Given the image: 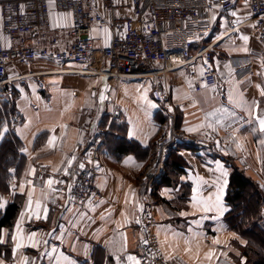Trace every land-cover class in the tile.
<instances>
[{
	"label": "crops",
	"instance_id": "obj_1",
	"mask_svg": "<svg viewBox=\"0 0 264 264\" xmlns=\"http://www.w3.org/2000/svg\"><path fill=\"white\" fill-rule=\"evenodd\" d=\"M224 20H221L218 29L212 34L211 40L218 39L224 33ZM240 31L250 35L249 28ZM241 44V41H236L237 47ZM248 47L250 53L245 54L230 50L229 42L219 41V46L216 44L214 57L220 58L221 65L228 63L231 58L246 57L252 60L250 74L254 83L244 89L245 95L251 99L258 98L255 83L264 79L255 75L259 70V61L256 57L262 55L263 47L253 37ZM70 68L87 69L85 66L76 65H71ZM196 68L197 71H200L198 64ZM234 68L237 72H241L236 67ZM48 70H59V66L48 61H37L25 67L15 65L9 67L10 77H25L15 80L12 87L6 91L8 99L14 98L12 101L14 112L18 116L17 122L0 106V121L6 120L9 124V132L3 143H0V202L6 201L7 208L10 204L19 202L21 211L26 197L19 195L18 187L15 196L8 189L13 184L18 185L20 182L33 179L26 176L30 164L37 168L38 175L34 182L38 196L41 185L52 177V168L62 166L61 162L64 157L71 156L80 138L83 139V142H88L97 135H105L106 141L102 148V161L99 169V185L105 192V198L100 201H92L83 209L71 205V210L64 213L62 219L63 205L69 203L66 190L63 189L61 195L64 198L58 200L54 205L50 203L49 207L52 209L51 221L63 224L65 230L73 234L77 233L76 225L83 227L86 222L82 221L78 215L81 212L87 213V220L92 221L86 229L87 232H99L100 235L110 234L116 227V221L121 220V212L135 211L132 198L128 195L129 189L135 192L136 203L143 204L145 208L148 192L146 177L152 169H155L153 167L160 137L165 132L169 133L171 129L177 128L192 140L202 139L207 145L200 147L193 142H181L179 150L169 155L167 163L177 164L179 169L175 173L168 172L171 179L167 183L154 185L156 216L159 222L153 231L156 236L159 235L160 242L167 241L164 251L172 255L170 260L173 264H208L204 256L210 248L214 247L211 237L215 223L207 219L201 222V216H210L213 213L193 211L190 203V198L193 195L192 189L199 187L198 198L207 199L209 195H214L215 188L212 186V181L220 174L217 171L218 164L227 169L229 181L233 171L238 169L253 182L264 184V163H262L264 161V145L260 143L264 136H261L258 131L252 133V128H258V125L255 122L249 125L246 113L233 110L237 113V120L233 123L239 129L236 136L241 144L240 148H237L236 143L232 142L229 134L224 130H221L215 137L222 141L220 147L206 138L204 133L209 132L206 128L201 129L200 132L192 133L184 130L211 122L213 118L209 117L206 121L205 116L215 108L222 105L230 107L227 103L230 84L226 72L217 73L220 84L215 93H213L212 87H209L206 93L204 89L198 92L190 90L188 88L189 69L184 68L164 74L159 78V81L163 86L164 94L174 102L175 109L174 112H168V109L160 106L152 98L151 93L155 83L153 78L123 82L113 88L109 80L101 76L78 73H43ZM33 73L42 74L30 75ZM145 91H147L148 99L156 107H149L142 99ZM101 92L107 97L102 110L99 103ZM92 93H96V96L93 97ZM213 96H215V100L210 103ZM261 110L264 112V107ZM116 112L119 113L118 119L113 118ZM113 123L115 126L112 127ZM26 125L27 128H25ZM17 129L21 130L27 139H20L16 134ZM130 131L136 133L132 138L128 135ZM52 136L57 138L55 149H49L46 145V140ZM122 142H127L130 145L129 153L118 151L117 146ZM21 146L27 147L30 155H22L19 151ZM79 162H82L81 156H77L75 168ZM42 165H47V170H43ZM10 167L16 169L14 176L8 171ZM41 174L44 176V180L39 181L38 176ZM61 175L57 174L54 178L57 179ZM198 180L208 183H200L198 186ZM69 181L66 177V182L69 183ZM174 188L179 191H172ZM126 196L129 199L127 208L125 207ZM226 197L227 193L224 202L231 211ZM7 208L0 209V220ZM181 211H187L189 215L182 217L179 215ZM230 211L221 218L227 231L220 232L219 238L221 241L228 240L241 253L242 257H246L243 250L247 244L246 246L241 245L238 240L230 238L231 233L234 232L228 222ZM136 215L140 216L138 212ZM17 218L18 215L15 221ZM52 226V223L33 221L25 225V230L26 232L39 230L43 235L51 231ZM123 230L128 237L129 249L137 254L141 233L139 228L134 225V220L130 227ZM173 233L180 235L174 237ZM196 233H206L207 239L205 240L201 236L194 239L190 245L186 244L185 238H191ZM240 238L243 239L241 236ZM87 239L88 237L81 235V240L86 241ZM61 247L69 256L76 255L69 250L67 241ZM188 248H191V251H188ZM23 251L30 256L34 254V250L30 248ZM230 257L232 264H240L241 257L235 256V253H231ZM221 259L223 258L221 257Z\"/></svg>",
	"mask_w": 264,
	"mask_h": 264
},
{
	"label": "built area",
	"instance_id": "obj_2",
	"mask_svg": "<svg viewBox=\"0 0 264 264\" xmlns=\"http://www.w3.org/2000/svg\"><path fill=\"white\" fill-rule=\"evenodd\" d=\"M26 5L27 15H13L11 21L8 19L9 5ZM224 9L232 7L231 0H215ZM244 0H238L236 7L242 8ZM264 0H252L254 12H261L260 5ZM4 7V20L0 25V90L10 89L15 80L25 76L10 77L9 67H25L37 61H48L59 66V70H48L43 73H78L83 75H94L107 78L113 88L123 82L153 78L155 83L152 89V98L160 106L168 109L174 102L168 95L164 94L163 86L159 81L164 74L189 69V78L194 84L201 83L199 71L201 60L207 58L212 62L216 44L219 38L211 40L212 34L218 29L221 20L225 19V13H221L217 22L205 25L208 21L209 0H55V11L65 10L74 12L75 24L71 23L67 28L51 27L48 20L47 0H0ZM134 11L129 12L128 8ZM119 12V16L116 13ZM145 13L148 15L145 16ZM233 17L227 15L229 24ZM110 20V23L108 21ZM127 31L125 32V27ZM97 31L93 32V27ZM109 27L111 36L109 46H104V35L102 29ZM230 28V27H229ZM250 29V35L263 47L261 56H264V43L256 37L261 34V29L255 32L248 23L240 25V30ZM207 30V35L205 31ZM231 33V28L229 29ZM199 35L203 39L195 40ZM11 39L12 47L7 48L8 39ZM91 37V39H90ZM63 49V51L61 50ZM234 67L250 72L252 60L250 58H231ZM195 64V67H193ZM71 65L85 66L87 69L78 70L70 68ZM42 73H33L37 75ZM8 78H11L10 80ZM204 79L209 87L220 84L217 73L206 72ZM202 90L199 87L192 89L193 92ZM161 96H157V93ZM113 118L118 119L116 112ZM171 138L165 132L160 137L154 167L147 175L149 195L146 200L145 214L140 216L141 225L144 228L141 235H146L150 241L151 251L145 250L141 257L144 264H165L164 260L157 255L155 261L151 253L155 252L159 245L156 243V235L153 231L158 224L156 216V204L151 197V187L158 183L167 165V159L171 153L179 150V144L194 143L196 146L204 147L207 143L202 139L192 140L177 128L170 131ZM105 135H97L88 142H83L72 154L82 157L86 165L85 172H81L78 166L73 165V177H67L69 184L73 185L72 194L74 206L83 209L88 204V198L92 193V201H100L105 198V192L99 185V169L95 162L102 161L101 146ZM77 145V144H76ZM92 164L87 163L88 156ZM71 154V155H72ZM41 177L43 179H41ZM58 180L66 181L61 175ZM38 180H44L41 174ZM62 189L64 185L59 186ZM85 201V203H81ZM150 214V215H149ZM141 246L137 254L141 253ZM47 264V261H45ZM167 264H173L171 260Z\"/></svg>",
	"mask_w": 264,
	"mask_h": 264
},
{
	"label": "snow or ice",
	"instance_id": "obj_3",
	"mask_svg": "<svg viewBox=\"0 0 264 264\" xmlns=\"http://www.w3.org/2000/svg\"><path fill=\"white\" fill-rule=\"evenodd\" d=\"M48 3V20L50 21L51 27L55 28H67L69 24H75V15L74 12L65 10L63 12L55 11L56 5L55 0H47ZM232 7L230 9H224L220 4L215 3V0H209L208 12V21L205 25L207 29L208 25L214 24L217 22L218 17L221 13H225L224 20V33L219 36V41L229 42V48L233 51L243 52L245 54L250 53V48L248 47L249 42L252 37L247 34H243L240 31V25L243 23H248L250 28L255 32L257 29H261V34L256 37L257 40L264 43V4L260 5L262 11L254 12L252 6V0H244L243 7L238 8V0H231ZM26 5L24 3H19L18 5H9L8 7V19L11 21L13 15H27L25 12ZM129 12H133V7L128 8ZM119 16V12L116 13ZM148 14L145 13V16ZM227 15L233 17V21L229 24L227 20ZM4 20V7L0 5V25H2ZM110 23V20L108 21ZM125 32L127 31V26L125 25ZM229 27L231 28V33L229 34ZM93 32L97 31V28L94 26L92 29ZM104 35V46H109V40L111 36V29L109 27H104L102 29ZM207 35V30L205 31ZM91 39V37H90ZM203 39L202 36L197 35L195 40ZM239 40L242 42L241 46H236V41ZM219 46V42H217ZM12 47L11 39L9 37L7 42V48L10 50ZM63 51V49H61ZM256 59L259 61V70L255 73L257 77L264 78V56H257ZM83 67V66H82ZM195 67V64H193ZM206 72L215 73H225L229 81L230 87L227 94V103L230 107L220 106L215 108L212 112L207 113L205 120L207 121L209 117L213 118L211 122L202 123L195 127H188L184 129L186 132H200L201 129H208L209 132H205L204 135L207 139L212 140L217 147H220L222 141L217 139L219 132L224 130L229 134V138L232 142L236 143L237 148L241 147L239 140L237 139L236 133L239 131L237 127L234 126V121L237 120V113L233 110H238L239 112L246 113L249 125L255 122L258 125V128L253 127L252 133L259 132L261 136H264V112H262V107H264V79H261L260 82L255 83V88L258 93V98H248L245 95L244 89L249 87L254 83L252 80L250 72L244 70L237 72L233 67L232 63L229 61L221 65L219 57H213L212 62L207 58H203L200 63V71L198 73L201 83L194 84L192 79L188 81V88L190 90L199 87L205 90V93L209 89L208 82L204 79V74ZM9 80L11 78H8ZM217 86L212 87L213 93L216 92ZM7 91V89H5ZM93 97L96 96V93L91 94ZM157 96H161V93H157ZM207 98V97H206ZM107 97L103 92L99 94V103L101 105V110L104 105ZM142 99L149 105V107H156L148 99L147 91L142 95ZM215 100V96L211 98L210 103ZM175 109L169 105L168 112H174ZM28 126L26 125L25 128ZM9 132V124L6 120L0 121V143H3L7 133ZM17 136L20 139H27L23 132L19 129L16 130ZM129 137L132 138L136 133L129 132ZM169 138H171V133H167ZM56 137L52 136L46 140V145L49 149H55ZM226 143V141H224ZM260 143L264 145V139L260 140ZM80 144H83V139L80 138L77 141L76 147ZM147 147V145H145ZM19 151L22 155L28 156L27 147L21 146ZM227 154V152H226ZM89 157L87 163L92 164L93 161L90 159L91 153H86ZM183 155V154H182ZM77 163V156L72 154L71 156H65L64 160L61 162L60 167L52 168V177L48 178L40 188V193L36 195V184L35 178L38 175L37 168L33 165H29L26 176H30L33 179L27 180L25 182H20L18 185L13 184L8 191L15 196L17 194V187L19 189V195L21 197H26V202L23 203L22 210L18 213V218L15 221L14 225L11 228H5L0 226V264H144L143 253L145 250L151 251L150 241L146 235H141L138 240V244L141 246V253L134 254L133 251L129 249V241L126 232L123 230L127 227H130L133 223V220L136 225L142 224V219L140 216L145 214V208L143 204L136 203V194L131 189H129V194L132 198V203L134 205V212H121V220L116 221L115 229L109 234L100 235L99 232H87L86 229L92 223V221L87 220V213L81 212L78 215L81 217L82 221H86L83 227L76 225L77 233L73 234L65 230L63 224L53 223L51 221V211L49 204H55L58 200L63 199L61 195L63 189L60 188V185H64L67 189L68 204L63 205V210L61 213V218H64V213H67L71 210V205L74 204V197L72 194L73 185L67 183L64 180H58L54 177L57 174H62L65 177H73V165ZM264 163V161H262ZM47 165H42L43 170H47ZM96 169H100L99 162H95ZM79 170L83 173L86 170V165L84 162L78 163ZM9 173L13 176L16 173V169L10 167L8 169ZM219 176L212 181V186L215 188L214 195H209L207 199L198 198L199 187L192 189L193 195L190 198V203L193 211H202L203 213H213L212 215H203L201 216V222L205 219L211 220L215 223L213 228V235L211 237V243L214 247L205 254L204 259L208 261V264H232L230 257L231 253H235V256L241 257L240 264H247L246 257H242L241 253L237 251L234 246L228 241H221L219 238V233L227 231L224 224L222 223L221 218L225 215L226 212L230 211L225 205V196L227 189L229 187V173L223 165L218 164ZM41 179H43L41 177ZM183 179V178H181ZM200 183L207 184V181H197L199 186ZM261 189H264V184L260 185ZM172 191L178 192L179 189H173ZM92 196H95V193H92L88 198V203H92ZM55 197V199H53ZM85 203V201H81ZM129 203V199L126 196L125 198V207ZM7 202H0V209H6ZM136 212L140 216L136 215ZM150 215V214H149ZM182 217H187L189 213L187 211H181L179 213ZM261 215L264 216V212H261ZM103 218V217H102ZM41 222L52 223L53 226L51 231L41 235L39 230H25V225L30 224L31 222ZM141 232H144L145 229L141 228ZM191 231V229H189ZM81 235L88 237L86 241L81 240ZM174 237L179 236L180 234L173 233ZM201 236L204 239H207L206 233H196L191 238H185L186 244H191L194 239H198ZM232 240H238L241 245L247 244V242L240 238L235 232L231 233ZM58 241L59 243H55ZM68 242V248L72 253H75V256H69L63 249L62 245L65 242ZM156 243L159 245L155 252L151 253V258L155 261L157 255H159L167 264V262L172 259V255L165 252V242H160L159 235L156 237ZM79 245V247H78ZM199 247V246H197ZM33 249L34 254L28 255L23 250L24 249ZM58 248L60 249L58 251ZM191 251V248L187 249ZM174 251V250H173ZM221 257L223 259H221Z\"/></svg>",
	"mask_w": 264,
	"mask_h": 264
},
{
	"label": "trees",
	"instance_id": "obj_4",
	"mask_svg": "<svg viewBox=\"0 0 264 264\" xmlns=\"http://www.w3.org/2000/svg\"><path fill=\"white\" fill-rule=\"evenodd\" d=\"M113 126H115V123L112 124V127ZM105 141L106 136L101 150ZM117 149L120 153H129L131 151L130 145L127 142L119 144ZM178 169L179 167L177 164L168 162L166 165V173L158 183L162 185L167 183L171 179L168 172L175 173ZM158 183H156V185ZM263 195L262 191L259 190L258 184L247 178L244 173L238 169L233 171L226 197V201L231 207L228 222L232 231L247 241V246L243 251L244 255L247 257V263L248 257H250L252 259L249 262L252 264H264L263 252L261 253L259 249H256L257 247L264 249V231L255 223V220L259 219L258 217L261 215L260 211L264 203ZM236 210L238 212H236ZM19 211V202L10 204L0 220V226L11 228L14 225L15 218ZM253 244H258V246L256 247Z\"/></svg>",
	"mask_w": 264,
	"mask_h": 264
},
{
	"label": "rangeland",
	"instance_id": "obj_5",
	"mask_svg": "<svg viewBox=\"0 0 264 264\" xmlns=\"http://www.w3.org/2000/svg\"><path fill=\"white\" fill-rule=\"evenodd\" d=\"M6 94H7L6 91L2 92V90H0V106L3 107L4 111L6 112V114H8L9 116L11 115L13 117V119L15 120V122H17L18 116L14 112L13 101H12V100H14V98L10 97V99H8L7 98L8 96L6 97ZM255 183L258 184L259 190L262 191V193L264 194V189H261V187H260L261 184L257 183V182H255ZM148 184L149 183L147 182L146 183V185L148 187V192H147V195H146L147 197L149 195V185ZM154 187H155L154 185L151 187V194L150 195H151V197L153 198V200H154V202L156 204V196H155ZM236 212H238V211L236 210ZM261 212H264V203H263V207H262L260 213ZM255 217H258V216H255ZM258 218L259 219L255 220L256 221L255 223L264 231V216L260 215V217H258ZM253 245H255L256 247L258 246V244H253ZM256 249H259V251H261V253L263 252L262 254H264V249L263 248L257 247ZM243 253H244V251H243ZM252 257L254 258L253 255H252ZM251 259L252 258L248 257V264H252L251 262H249Z\"/></svg>",
	"mask_w": 264,
	"mask_h": 264
}]
</instances>
